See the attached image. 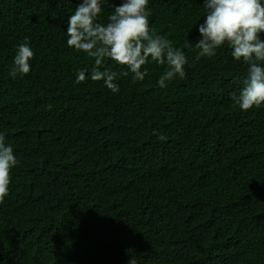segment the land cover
Here are the masks:
<instances>
[{
    "label": "trees",
    "instance_id": "16d2710c",
    "mask_svg": "<svg viewBox=\"0 0 264 264\" xmlns=\"http://www.w3.org/2000/svg\"><path fill=\"white\" fill-rule=\"evenodd\" d=\"M122 2L100 0L97 21ZM80 3L0 0V133L19 162L0 264H264V104L235 105L248 65L227 44L196 59L204 0H148L149 28L184 52L186 75L160 88L166 65L149 58L117 93L67 46ZM26 37L31 70L12 78Z\"/></svg>",
    "mask_w": 264,
    "mask_h": 264
},
{
    "label": "clouds",
    "instance_id": "9594fccd",
    "mask_svg": "<svg viewBox=\"0 0 264 264\" xmlns=\"http://www.w3.org/2000/svg\"><path fill=\"white\" fill-rule=\"evenodd\" d=\"M205 19L199 24L201 36L194 47L198 50L196 59L211 57L216 50L227 44L236 61L248 65L247 74L242 77V88L231 98L240 110L248 111L264 104V0H204ZM148 0H123L114 7L107 23L97 21L101 13L100 0H82L74 14L67 20V46L94 58L91 71L92 81H103L113 93L119 91L115 81L120 76L132 74L133 82L143 81L148 75L142 66L149 62L166 65L157 85L167 86L168 81L184 78L187 58L182 50L175 48L169 39L156 34L149 28L150 11ZM34 57L28 38L17 45L8 75L12 78L30 72L29 61ZM106 59L115 65L127 68L116 72L104 67ZM103 69V70H102ZM85 70L76 75L75 83L85 81ZM163 140V135L159 136ZM13 148L5 144L0 133V203L9 194L11 170L18 165ZM128 264H136L130 258Z\"/></svg>",
    "mask_w": 264,
    "mask_h": 264
}]
</instances>
